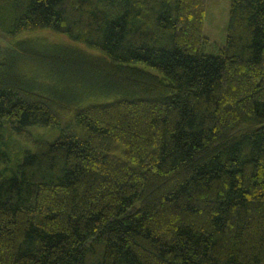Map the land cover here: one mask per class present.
Returning <instances> with one entry per match:
<instances>
[{"label":"trees","instance_id":"trees-1","mask_svg":"<svg viewBox=\"0 0 264 264\" xmlns=\"http://www.w3.org/2000/svg\"><path fill=\"white\" fill-rule=\"evenodd\" d=\"M206 3L0 0V264H264V0Z\"/></svg>","mask_w":264,"mask_h":264},{"label":"rangeland","instance_id":"rangeland-1","mask_svg":"<svg viewBox=\"0 0 264 264\" xmlns=\"http://www.w3.org/2000/svg\"><path fill=\"white\" fill-rule=\"evenodd\" d=\"M231 0H207L206 3V20L205 34L209 38L210 43L207 47L208 52L217 53L221 47L226 44L228 36V26L230 20ZM51 32H44L39 37H45L46 40L54 43L55 41H66L65 37ZM60 43V42H59ZM42 134H47L48 131L39 129ZM48 136H51L47 134ZM24 141V139H22ZM10 149L15 154H20L24 146L23 142H19L17 136L8 139Z\"/></svg>","mask_w":264,"mask_h":264}]
</instances>
